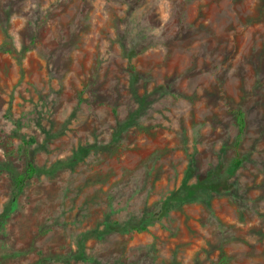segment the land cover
I'll list each match as a JSON object with an SVG mask.
<instances>
[{"label":"rangeland","instance_id":"1","mask_svg":"<svg viewBox=\"0 0 264 264\" xmlns=\"http://www.w3.org/2000/svg\"><path fill=\"white\" fill-rule=\"evenodd\" d=\"M0 264H264V0H0Z\"/></svg>","mask_w":264,"mask_h":264},{"label":"trees","instance_id":"2","mask_svg":"<svg viewBox=\"0 0 264 264\" xmlns=\"http://www.w3.org/2000/svg\"><path fill=\"white\" fill-rule=\"evenodd\" d=\"M236 125H237V130H238V135L241 134L244 126V117L243 114L238 111L236 113Z\"/></svg>","mask_w":264,"mask_h":264}]
</instances>
